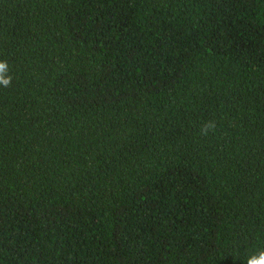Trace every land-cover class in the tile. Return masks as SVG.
Returning <instances> with one entry per match:
<instances>
[{
    "label": "trees",
    "instance_id": "16d2710c",
    "mask_svg": "<svg viewBox=\"0 0 264 264\" xmlns=\"http://www.w3.org/2000/svg\"><path fill=\"white\" fill-rule=\"evenodd\" d=\"M0 61V264L264 252V0H0Z\"/></svg>",
    "mask_w": 264,
    "mask_h": 264
},
{
    "label": "clouds",
    "instance_id": "9594fccd",
    "mask_svg": "<svg viewBox=\"0 0 264 264\" xmlns=\"http://www.w3.org/2000/svg\"><path fill=\"white\" fill-rule=\"evenodd\" d=\"M9 65L7 61H0V86L9 87L12 83V77L8 75ZM214 129V124H206L202 131L207 134L209 130ZM247 264H264V252H261L258 257H252L248 260Z\"/></svg>",
    "mask_w": 264,
    "mask_h": 264
}]
</instances>
